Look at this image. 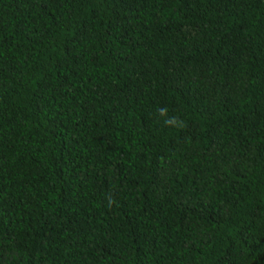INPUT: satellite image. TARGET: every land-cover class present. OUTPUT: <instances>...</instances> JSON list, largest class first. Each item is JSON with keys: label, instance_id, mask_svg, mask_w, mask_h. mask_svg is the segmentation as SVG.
Masks as SVG:
<instances>
[{"label": "trees", "instance_id": "16d2710c", "mask_svg": "<svg viewBox=\"0 0 264 264\" xmlns=\"http://www.w3.org/2000/svg\"><path fill=\"white\" fill-rule=\"evenodd\" d=\"M0 264H264V0H0Z\"/></svg>", "mask_w": 264, "mask_h": 264}]
</instances>
